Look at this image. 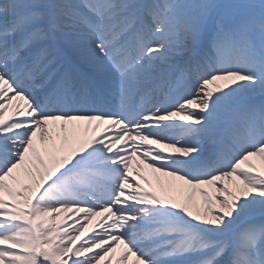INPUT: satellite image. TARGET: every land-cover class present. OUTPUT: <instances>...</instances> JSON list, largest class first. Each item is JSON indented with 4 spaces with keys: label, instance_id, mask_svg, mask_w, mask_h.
Segmentation results:
<instances>
[{
    "label": "snow or ice",
    "instance_id": "6c2138e0",
    "mask_svg": "<svg viewBox=\"0 0 264 264\" xmlns=\"http://www.w3.org/2000/svg\"><path fill=\"white\" fill-rule=\"evenodd\" d=\"M0 264H264V0H0Z\"/></svg>",
    "mask_w": 264,
    "mask_h": 264
},
{
    "label": "bare ground",
    "instance_id": "6f19581e",
    "mask_svg": "<svg viewBox=\"0 0 264 264\" xmlns=\"http://www.w3.org/2000/svg\"><path fill=\"white\" fill-rule=\"evenodd\" d=\"M164 179H167V178H164ZM142 183H143V181H142ZM145 186H147V185H145ZM98 219H99V217L96 218V220H98ZM96 220L93 221V224L96 223ZM89 227H91V226H89Z\"/></svg>",
    "mask_w": 264,
    "mask_h": 264
}]
</instances>
